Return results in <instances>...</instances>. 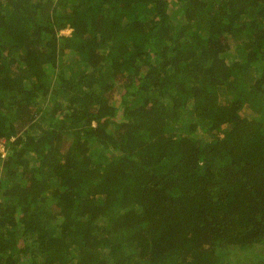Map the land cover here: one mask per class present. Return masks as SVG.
<instances>
[{
    "label": "trees",
    "instance_id": "16d2710c",
    "mask_svg": "<svg viewBox=\"0 0 264 264\" xmlns=\"http://www.w3.org/2000/svg\"><path fill=\"white\" fill-rule=\"evenodd\" d=\"M2 137L0 264H264V0H0Z\"/></svg>",
    "mask_w": 264,
    "mask_h": 264
},
{
    "label": "clouds",
    "instance_id": "9594fccd",
    "mask_svg": "<svg viewBox=\"0 0 264 264\" xmlns=\"http://www.w3.org/2000/svg\"><path fill=\"white\" fill-rule=\"evenodd\" d=\"M1 140H3V141H1ZM5 140H6L5 137L0 138V146L3 147V155H1V156H4L6 154V152H7V147H6V141Z\"/></svg>",
    "mask_w": 264,
    "mask_h": 264
},
{
    "label": "rangeland",
    "instance_id": "374dc122",
    "mask_svg": "<svg viewBox=\"0 0 264 264\" xmlns=\"http://www.w3.org/2000/svg\"><path fill=\"white\" fill-rule=\"evenodd\" d=\"M70 28H66V29H64V30H62V33H65V34H67V33H69L70 32Z\"/></svg>",
    "mask_w": 264,
    "mask_h": 264
},
{
    "label": "built area",
    "instance_id": "2783aa9c",
    "mask_svg": "<svg viewBox=\"0 0 264 264\" xmlns=\"http://www.w3.org/2000/svg\"><path fill=\"white\" fill-rule=\"evenodd\" d=\"M1 141H3V140H1ZM0 152H1V155H3V147L2 146H0Z\"/></svg>",
    "mask_w": 264,
    "mask_h": 264
}]
</instances>
